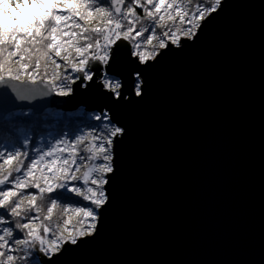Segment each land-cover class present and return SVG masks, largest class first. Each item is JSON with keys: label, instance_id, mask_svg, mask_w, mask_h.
<instances>
[{"label": "water", "instance_id": "1", "mask_svg": "<svg viewBox=\"0 0 264 264\" xmlns=\"http://www.w3.org/2000/svg\"><path fill=\"white\" fill-rule=\"evenodd\" d=\"M142 75L143 98L110 112L126 135L98 234L61 264H264V0H224ZM37 103L107 110L94 93Z\"/></svg>", "mask_w": 264, "mask_h": 264}, {"label": "snow or ice", "instance_id": "2", "mask_svg": "<svg viewBox=\"0 0 264 264\" xmlns=\"http://www.w3.org/2000/svg\"><path fill=\"white\" fill-rule=\"evenodd\" d=\"M223 2L0 0V264H61L95 238L126 135L112 106L141 100L142 73L194 43ZM76 92L107 110L41 143L37 101Z\"/></svg>", "mask_w": 264, "mask_h": 264}, {"label": "trees", "instance_id": "3", "mask_svg": "<svg viewBox=\"0 0 264 264\" xmlns=\"http://www.w3.org/2000/svg\"><path fill=\"white\" fill-rule=\"evenodd\" d=\"M15 14V9L12 10ZM33 11H39L34 9ZM26 14V13H25ZM23 17H21V20ZM9 23H14L9 20ZM96 113H86L83 109H78L71 113H65L58 110H47L42 115L37 117L38 123H36L32 131L34 132L36 138L41 142L50 139L49 133L56 134L62 133L65 131L74 132L77 127L82 126L83 124L89 121L90 116ZM93 123H95L93 121ZM43 137L44 139H41Z\"/></svg>", "mask_w": 264, "mask_h": 264}]
</instances>
